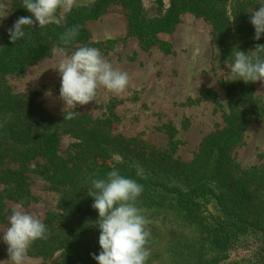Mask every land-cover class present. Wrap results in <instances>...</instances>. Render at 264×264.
I'll use <instances>...</instances> for the list:
<instances>
[{
  "label": "trees",
  "instance_id": "16d2710c",
  "mask_svg": "<svg viewBox=\"0 0 264 264\" xmlns=\"http://www.w3.org/2000/svg\"><path fill=\"white\" fill-rule=\"evenodd\" d=\"M72 6L47 26L34 25L23 40L13 44L8 31L0 42V224L7 223L6 202L30 205L34 196L26 175L35 164L42 178L59 192L57 207L47 212L45 239L29 248L31 257L56 258V264H96L98 212L88 195L90 177L104 178L116 167L137 180L144 190L137 206L151 223L147 264H226L230 252L246 251L238 264H264V167L240 171L230 158L242 142L253 115L264 117V106L255 113L252 83H224L228 113L222 129L205 137L194 159H173L177 144L174 130L165 128L168 150L158 151L134 139L113 136L111 118L93 120L77 113L72 120L45 111L33 99L14 94L6 77L24 75L35 63L49 58L61 46L66 29L79 25V35L68 48L90 39L87 22L98 20L108 7L119 4L125 11L127 35L143 49L152 47L159 35L172 34L183 15L201 18L212 30L214 44L223 62H231L235 46L247 52L264 45L254 40L251 12L262 0H155L156 15L148 16L142 0H89ZM13 23L30 13L22 0H14ZM11 25V27H12ZM10 27V28H11ZM112 44L111 42L108 43ZM162 50L169 52L170 45ZM205 100L216 98L206 90ZM217 107L221 105L216 103ZM74 139L73 150L60 153L61 138ZM123 156L117 163L114 155ZM16 166L12 169L10 166Z\"/></svg>",
  "mask_w": 264,
  "mask_h": 264
},
{
  "label": "rangeland",
  "instance_id": "374dc122",
  "mask_svg": "<svg viewBox=\"0 0 264 264\" xmlns=\"http://www.w3.org/2000/svg\"><path fill=\"white\" fill-rule=\"evenodd\" d=\"M154 1L142 0L150 17L156 15ZM89 2L73 0L72 6ZM164 3L168 6L169 0ZM13 4L14 0H0V42L13 23ZM65 12L61 9L60 16ZM86 27L90 33L88 43L70 47L69 54L81 46L98 48L115 69L128 73L130 83L126 92L120 95L99 89L96 100L88 105H77L79 114L89 115L93 120L112 119L113 115L111 135L140 141L158 151L168 150L169 138L165 128H171L174 130L173 141L177 144L173 159L192 161L201 141L225 125L229 105L220 85L235 84L228 78V64L231 62L221 60L209 24L201 18L183 15L172 34L159 35L156 43L148 49H143L135 37L127 35L126 14L119 4L110 5L102 17L87 22ZM163 44L170 45L169 52L162 50ZM58 62L59 58L51 53L49 58L35 63L24 75L6 77V85L14 94L33 99L48 113L61 116L65 105L59 96ZM252 88L254 112L259 113L258 109L264 106V81L252 83ZM206 90L215 93L216 98L203 99L201 93ZM49 92L51 95H46ZM216 103L221 106L217 107ZM255 115L241 144L230 152L233 165L240 171L264 167V117ZM74 142L67 135L61 138L62 156L73 150ZM10 167L16 169V166ZM26 175L35 200L27 206L6 202L9 213L7 223L0 224V260L8 259L2 232L17 205L42 220L47 212L57 207L59 192L41 177L35 164L27 166ZM246 255L245 250H232L226 264H238ZM55 259L29 256L26 264H56Z\"/></svg>",
  "mask_w": 264,
  "mask_h": 264
},
{
  "label": "clouds",
  "instance_id": "9594fccd",
  "mask_svg": "<svg viewBox=\"0 0 264 264\" xmlns=\"http://www.w3.org/2000/svg\"><path fill=\"white\" fill-rule=\"evenodd\" d=\"M23 8L30 15L19 17L8 30L10 41L15 44L26 37L27 29L38 24L47 26L56 19L58 9L70 11L73 0H22ZM254 40L264 37V0L250 14ZM80 26L68 28L61 36V46H54L52 53L59 58L56 67L60 76L59 96L63 101L64 120H72L79 113L77 105H88L96 100L99 89L120 95L126 92L130 79L125 71L115 69L102 55L100 49L81 46L69 54L68 46L79 35ZM228 64V78L245 84L264 81V45L255 51L245 52L235 46ZM46 95H51L47 93ZM117 163L124 158L114 155ZM88 195L92 207L98 212L94 225L98 227L99 254H92L96 264H147L151 249L148 247L151 221L144 210L137 206L144 186L137 180L124 176L113 167L104 178L90 177ZM48 227L42 218L17 205L12 210L8 225L2 232L7 245L8 259L0 264H26L32 243L45 239Z\"/></svg>",
  "mask_w": 264,
  "mask_h": 264
}]
</instances>
